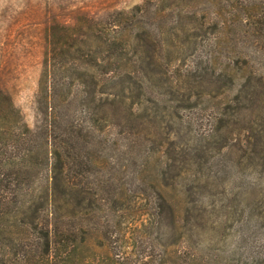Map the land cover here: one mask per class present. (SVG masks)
Wrapping results in <instances>:
<instances>
[{"label": "rangeland", "instance_id": "obj_1", "mask_svg": "<svg viewBox=\"0 0 264 264\" xmlns=\"http://www.w3.org/2000/svg\"><path fill=\"white\" fill-rule=\"evenodd\" d=\"M114 11L146 69L70 172L88 258L264 264V0H0V87L33 128L49 27Z\"/></svg>", "mask_w": 264, "mask_h": 264}, {"label": "trees", "instance_id": "obj_2", "mask_svg": "<svg viewBox=\"0 0 264 264\" xmlns=\"http://www.w3.org/2000/svg\"><path fill=\"white\" fill-rule=\"evenodd\" d=\"M124 15L82 14L49 27L33 128L0 87V264H95L83 246L87 229L74 225L78 184L70 172L83 164L80 149L96 143L102 106L123 95L120 80L143 74L137 44L122 35ZM193 261L161 255L137 264Z\"/></svg>", "mask_w": 264, "mask_h": 264}]
</instances>
